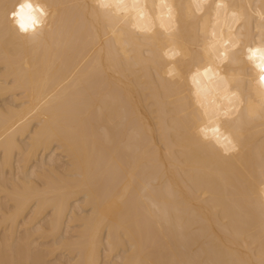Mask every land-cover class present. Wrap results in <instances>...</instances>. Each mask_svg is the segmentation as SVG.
Segmentation results:
<instances>
[{"label": "bare ground", "instance_id": "1", "mask_svg": "<svg viewBox=\"0 0 264 264\" xmlns=\"http://www.w3.org/2000/svg\"><path fill=\"white\" fill-rule=\"evenodd\" d=\"M261 47L215 0H0V264H264Z\"/></svg>", "mask_w": 264, "mask_h": 264}, {"label": "clouds", "instance_id": "2", "mask_svg": "<svg viewBox=\"0 0 264 264\" xmlns=\"http://www.w3.org/2000/svg\"><path fill=\"white\" fill-rule=\"evenodd\" d=\"M210 2V0H202V4L206 5ZM239 3L244 4L248 7V13L250 15L246 16L244 8L239 9H233L231 11L228 10V4L226 3V0H215V8L217 9V12L219 13L220 10H224L227 14V17L231 21V27L234 28L237 25H239L242 21H245L246 19H250L251 16H254L258 19V21L261 24H264V7H256L254 10L251 7L252 0H238ZM257 4L264 5V0H255ZM25 5V4H24ZM26 6V5H25ZM231 30V28H230ZM224 43H228L227 40L224 41ZM262 53V63H261V71H264V47H261L258 49ZM264 75L260 76L261 80Z\"/></svg>", "mask_w": 264, "mask_h": 264}, {"label": "snow or ice", "instance_id": "3", "mask_svg": "<svg viewBox=\"0 0 264 264\" xmlns=\"http://www.w3.org/2000/svg\"><path fill=\"white\" fill-rule=\"evenodd\" d=\"M24 6L22 5L21 8H23ZM30 7V5H29ZM14 15H17V13H14ZM23 27V25H21ZM262 79H264V77H262Z\"/></svg>", "mask_w": 264, "mask_h": 264}]
</instances>
